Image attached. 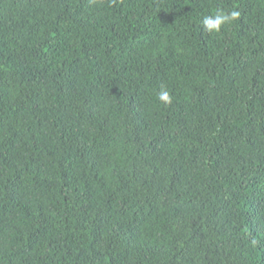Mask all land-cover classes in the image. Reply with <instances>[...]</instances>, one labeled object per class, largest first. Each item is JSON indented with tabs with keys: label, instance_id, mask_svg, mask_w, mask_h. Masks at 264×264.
I'll list each match as a JSON object with an SVG mask.
<instances>
[{
	"label": "trees",
	"instance_id": "1",
	"mask_svg": "<svg viewBox=\"0 0 264 264\" xmlns=\"http://www.w3.org/2000/svg\"><path fill=\"white\" fill-rule=\"evenodd\" d=\"M0 264H264V0H0Z\"/></svg>",
	"mask_w": 264,
	"mask_h": 264
},
{
	"label": "clouds",
	"instance_id": "2",
	"mask_svg": "<svg viewBox=\"0 0 264 264\" xmlns=\"http://www.w3.org/2000/svg\"><path fill=\"white\" fill-rule=\"evenodd\" d=\"M241 13L235 9L231 11H224L223 9H217L213 15L204 16L201 20L203 30L208 33H219L221 27L226 24H231L232 22L239 19ZM158 99L163 104H170L172 102V97L168 89L161 87L157 93Z\"/></svg>",
	"mask_w": 264,
	"mask_h": 264
}]
</instances>
